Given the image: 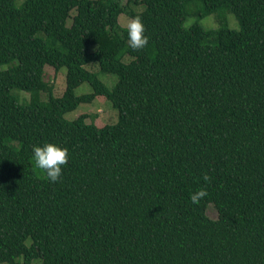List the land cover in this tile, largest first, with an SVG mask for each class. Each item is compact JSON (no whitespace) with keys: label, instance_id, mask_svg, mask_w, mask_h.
I'll return each mask as SVG.
<instances>
[{"label":"trees","instance_id":"trees-1","mask_svg":"<svg viewBox=\"0 0 264 264\" xmlns=\"http://www.w3.org/2000/svg\"><path fill=\"white\" fill-rule=\"evenodd\" d=\"M122 13L141 17L145 48ZM45 65L66 68L61 96ZM98 95L114 124L64 117ZM46 143L68 149L56 183L34 168ZM35 261L264 264V0H0V263Z\"/></svg>","mask_w":264,"mask_h":264},{"label":"rangeland","instance_id":"rangeland-1","mask_svg":"<svg viewBox=\"0 0 264 264\" xmlns=\"http://www.w3.org/2000/svg\"><path fill=\"white\" fill-rule=\"evenodd\" d=\"M123 3H126L127 0H121ZM21 0H16V4H20ZM137 10L141 7L138 5L135 6ZM225 16L227 18L228 27L231 29L238 30L239 23L234 16L233 13L227 11L225 12ZM129 17L126 14H120L118 17L119 24L124 27ZM195 21L194 17L188 16L184 22V26L188 27ZM68 23H70V19H68ZM199 23L205 29H212L218 26V21L216 18V13H211L209 15L204 16L199 20ZM90 50H93L91 47ZM130 59L128 55L123 57V61L127 62ZM85 68L97 72L98 77L102 80L109 88H112L114 83L117 80V76L115 74L110 73H102L99 71L98 65L96 63H90L85 65ZM65 75H66V68L62 67L59 70H54L53 67L45 65V74L44 78L48 82L53 84V95L58 97L61 96L64 89H65ZM91 91V87L88 83L83 82L75 89L76 95H81L85 93H89ZM14 95L17 96L20 102L27 101L29 99V93L22 90L14 89L12 91ZM41 99H45L43 93H41ZM80 114H87V118L85 119L86 123H92L96 126H103L105 124H114L118 118L117 110L112 106L111 102L104 96H96L90 103H80L76 109L67 112L64 114L66 119H74ZM9 144L13 146H17V142L10 141ZM207 214L211 218H215L217 216L216 210L213 208L212 205H209L207 208ZM30 239L25 241V244H29ZM5 264V263H0ZM33 264H40L38 261H35Z\"/></svg>","mask_w":264,"mask_h":264},{"label":"clouds","instance_id":"clouds-1","mask_svg":"<svg viewBox=\"0 0 264 264\" xmlns=\"http://www.w3.org/2000/svg\"><path fill=\"white\" fill-rule=\"evenodd\" d=\"M124 28L128 36L127 44L133 51H139L146 47L148 37L145 35L146 28L140 16L129 18ZM32 153L34 168L42 170L49 182H58L62 176V166L68 163V149L53 143H46L43 146L34 145ZM202 179L208 183L212 178L206 173ZM208 195L207 189L202 187L190 195V200L193 204L198 205Z\"/></svg>","mask_w":264,"mask_h":264}]
</instances>
